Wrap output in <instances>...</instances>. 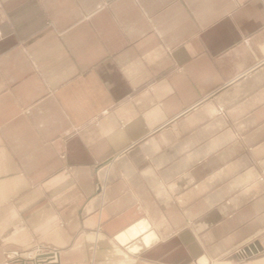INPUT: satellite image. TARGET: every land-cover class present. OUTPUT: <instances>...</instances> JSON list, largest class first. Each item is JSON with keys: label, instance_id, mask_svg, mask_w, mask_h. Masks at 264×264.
Returning <instances> with one entry per match:
<instances>
[{"label": "crops", "instance_id": "obj_1", "mask_svg": "<svg viewBox=\"0 0 264 264\" xmlns=\"http://www.w3.org/2000/svg\"><path fill=\"white\" fill-rule=\"evenodd\" d=\"M262 171L264 0H0V264H264Z\"/></svg>", "mask_w": 264, "mask_h": 264}, {"label": "rangeland", "instance_id": "obj_2", "mask_svg": "<svg viewBox=\"0 0 264 264\" xmlns=\"http://www.w3.org/2000/svg\"><path fill=\"white\" fill-rule=\"evenodd\" d=\"M218 114H220V115H223V113H224V108H219L218 110ZM258 181H260V182H264V171H262V173L260 174V176L258 177ZM256 240H254L253 242H252V244L254 243V242H259L260 241V239H264V230L263 231H261L260 232V234H258V236L255 238ZM260 243V242H259ZM261 244V243H260ZM251 245V244H250ZM250 245H248V246H250ZM247 246V247H248ZM262 246V245H261ZM263 247V246H262ZM243 249V248H242ZM244 249H245V247H244ZM37 250H39V252L41 251L40 250V247L38 248V247H33V248H27V249H23V250H18V251H15V252H17V253H20V254H22V256L20 255V254H17L16 253V258H19V259H22L23 261H27V258H26V255L25 254H29V253H33V252H36ZM242 250H239V254L240 255H243V253L241 252ZM263 252V251H262ZM235 254H237L238 256H239V254H238V250H237V252L235 253L234 251L233 252H231V253H228V254H226V255H224V256H221L220 257V261L221 262H224L225 260L227 261V259H229V258H232L231 260H233V261H235V259H237L238 257H237V255H235ZM21 256V257H20ZM243 256H245V255H243Z\"/></svg>", "mask_w": 264, "mask_h": 264}, {"label": "bare ground", "instance_id": "obj_3", "mask_svg": "<svg viewBox=\"0 0 264 264\" xmlns=\"http://www.w3.org/2000/svg\"><path fill=\"white\" fill-rule=\"evenodd\" d=\"M243 251H244V249L241 252L243 253ZM252 252H253V256L256 255V253H254L255 252L254 250ZM17 254H20V253H17ZM29 254H25L27 261H24L23 263H25V264H30V263L37 264V263L42 262V261H46L49 263V262H53V260H54L53 257L48 259V257H46L47 253H42L41 251L39 252V250L31 253L30 255ZM20 255L22 256V254H20ZM55 255H57V254H55ZM243 255H246V254L243 253ZM246 256H248V255H246ZM30 261H32V262H30Z\"/></svg>", "mask_w": 264, "mask_h": 264}, {"label": "water", "instance_id": "obj_4", "mask_svg": "<svg viewBox=\"0 0 264 264\" xmlns=\"http://www.w3.org/2000/svg\"><path fill=\"white\" fill-rule=\"evenodd\" d=\"M253 250L255 251L254 253L257 254L260 251L261 252L264 251V248L260 245L259 242L256 241L253 244H251L250 246L245 247L243 253L248 255V257H251V256H253V252H252ZM21 264H25V263H21Z\"/></svg>", "mask_w": 264, "mask_h": 264}, {"label": "built area", "instance_id": "obj_5", "mask_svg": "<svg viewBox=\"0 0 264 264\" xmlns=\"http://www.w3.org/2000/svg\"><path fill=\"white\" fill-rule=\"evenodd\" d=\"M30 254H31V253H30ZM30 254H29V255H30Z\"/></svg>", "mask_w": 264, "mask_h": 264}]
</instances>
